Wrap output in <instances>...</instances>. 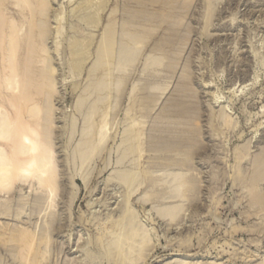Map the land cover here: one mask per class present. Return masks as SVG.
<instances>
[{
    "label": "rangeland",
    "instance_id": "obj_1",
    "mask_svg": "<svg viewBox=\"0 0 264 264\" xmlns=\"http://www.w3.org/2000/svg\"><path fill=\"white\" fill-rule=\"evenodd\" d=\"M22 1L56 184L0 192V264H264V0Z\"/></svg>",
    "mask_w": 264,
    "mask_h": 264
},
{
    "label": "bare ground",
    "instance_id": "obj_2",
    "mask_svg": "<svg viewBox=\"0 0 264 264\" xmlns=\"http://www.w3.org/2000/svg\"><path fill=\"white\" fill-rule=\"evenodd\" d=\"M24 1L26 2L27 0H23L22 2L24 3ZM28 3L29 2L27 1V3H25V4L27 5ZM0 4H2V3H0ZM30 4H32V3H30ZM17 5H19V4H17ZM27 6L29 7V4ZM21 9H22V7H21ZM23 9H26V8L23 7ZM171 10H173V9H171ZM169 14H170V12H169ZM22 17H23V15H22ZM24 18L27 19L26 16ZM10 22H11V20H10ZM15 23L16 22H14V24ZM21 25H22V23H21ZM26 25H29V24H26ZM16 27H17V25H16ZM16 27H14V28H16ZM29 27H31V26H29ZM0 28H2V30H3V26ZM7 28H8V26H7ZM10 28L8 29L9 30L8 31L9 36H7V37H9V40L8 39L7 40H8V47H10V49L12 50L13 45H16L20 42L19 38H18V32L20 30L18 28H16V29H14V28L10 29ZM2 30H1L2 33L0 34V36L1 35L5 36L6 32L3 35ZM174 30H176V29H174ZM25 34H27V37H28V33H25ZM25 34H24V36H25ZM108 34H109V32H108ZM2 36L0 39H2ZM19 36H20V34H19ZM107 39H108L107 40L108 42H105V45H106L105 53H104L105 57H106V55H108L109 57L111 56L114 59H118L119 62H122L123 58H124L123 56L126 53V50H125L126 48L124 47V41L122 40L123 38H121L119 40V42H116V38L114 35H108ZM27 40H26V42H27ZM2 41H3V39H2ZM30 42H31V40H30ZM30 42H27V44L28 43L30 44ZM29 44H28V46H29ZM2 45H3V42H2ZM0 47H1V43H0ZM26 47H27V45H26ZM1 49H0V54L2 53ZM24 51L27 52V49ZM16 52H17V50H16ZM29 52L30 51H28V53ZM11 54L12 53L10 52L9 55H11ZM13 56H14V54H13ZM28 56H31L30 53L28 54ZM12 57H10L9 61H8L9 62V65H8L9 69L8 70H10V71L3 72V75H2L3 77H1V78H4V81H5V82H3L4 85L0 84V89L3 87L4 91L8 90V93H9L8 96L10 97V100L12 101V105L14 104L16 106L15 110L11 109L12 111H9V109L7 108V105H9L11 103L9 102V100L8 101L3 100V97L5 95L1 96V93H0V192H4L5 194L12 191L13 187L16 186L17 184L31 183L33 180H35L38 183V187H40V188L43 185H49L51 187L52 185H54V183H55L54 181L56 179L55 178V171L56 170H54L55 162L54 163L52 162V153H51L52 152V150H51L52 146L50 147L51 144H48L49 142L47 143L46 138L43 137V132H45V131L41 130L43 128H40L41 126L39 127V125L42 124V123L40 124V120H39L41 118V116H39L38 117L39 119H37V121H36L33 118L34 117L36 118L38 116L37 110L33 108V109H30L29 113H28V109L25 107L21 108L20 104H19L21 102L20 99H23L22 97H24L26 95H32V94H30L31 91L28 90L31 88V86H29V85H32L31 84L32 80L31 81L29 80V77H30V74L32 71V70H30L31 68L29 69V67L32 65V61H31L32 58L29 57V58L25 59V62L27 61V59H29L31 61L30 62L31 65L29 67L26 65L27 67L23 68L22 71L20 72L24 76V80H22L23 84L21 86V89L18 90L17 89V83L19 82V79L17 80L16 74L14 73V70H13L14 66L11 65ZM13 58H15V57H13ZM1 59H0V63L4 62V61H1ZM4 59H6V58H4ZM14 60H16V59H14ZM25 62H24V64H25ZM30 63H28V64H30ZM5 67L8 68L7 65H5ZM17 67L15 65V69ZM2 69L4 70L5 68H2ZM17 72L18 71L16 70V73ZM20 81H21V77H20ZM19 84H20V82H19ZM15 88H16V90H18L20 92L19 95H16L17 91H15ZM9 89H11V91ZM28 91H30L29 94H28ZM28 98L29 97H26L25 100L27 101ZM23 101H24V99L22 100L21 103H24L23 105H25V106L27 105V102H29V101H27L25 103V101L24 102ZM9 108H11V107H9ZM40 131H42V134ZM46 135H44V136H46ZM27 234H30V233H27ZM10 236H13V235H10ZM21 237H22V235H21ZM23 237H24L23 240H25V236H23ZM27 238H29V237H27ZM25 241H27V240H25ZM25 243L23 242V245H25L24 246L25 248L30 247V246H27ZM32 243H31V248L33 247Z\"/></svg>",
    "mask_w": 264,
    "mask_h": 264
}]
</instances>
